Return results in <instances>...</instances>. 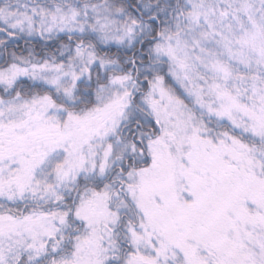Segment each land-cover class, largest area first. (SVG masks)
<instances>
[{
  "label": "snow or ice",
  "instance_id": "1",
  "mask_svg": "<svg viewBox=\"0 0 264 264\" xmlns=\"http://www.w3.org/2000/svg\"><path fill=\"white\" fill-rule=\"evenodd\" d=\"M0 264H264V0H0Z\"/></svg>",
  "mask_w": 264,
  "mask_h": 264
}]
</instances>
